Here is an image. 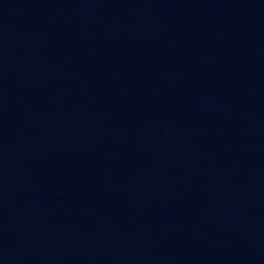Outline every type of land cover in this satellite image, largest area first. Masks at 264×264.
Wrapping results in <instances>:
<instances>
[{
  "label": "water",
  "instance_id": "water-1",
  "mask_svg": "<svg viewBox=\"0 0 264 264\" xmlns=\"http://www.w3.org/2000/svg\"><path fill=\"white\" fill-rule=\"evenodd\" d=\"M0 258L264 264V0H0Z\"/></svg>",
  "mask_w": 264,
  "mask_h": 264
}]
</instances>
